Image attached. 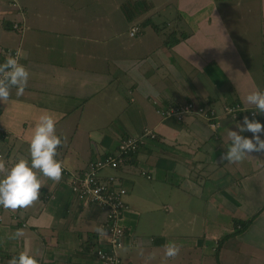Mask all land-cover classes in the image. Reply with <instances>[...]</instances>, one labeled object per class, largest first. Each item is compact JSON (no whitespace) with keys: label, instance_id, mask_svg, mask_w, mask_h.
Masks as SVG:
<instances>
[{"label":"crops","instance_id":"0c3cea01","mask_svg":"<svg viewBox=\"0 0 264 264\" xmlns=\"http://www.w3.org/2000/svg\"><path fill=\"white\" fill-rule=\"evenodd\" d=\"M107 1L18 0L17 7L0 0V64L7 50H17L19 62L30 72L23 95L17 96L13 88L9 101L0 103V158L9 168L20 158L30 161L34 128L46 113L57 121L56 134L66 137L57 159L73 171L113 153L123 138L150 128L157 137L146 139L128 156L125 167L105 168L99 174L115 176L126 190L121 264H204L212 261L210 251L216 264H264V154L253 153L240 163L221 161L228 130H238L244 116L253 118L249 113L255 109L246 103V95L257 88L264 91V0H255L254 5L248 0L180 3L171 24L166 22L168 27L155 25L150 13L169 6L152 1L137 12L138 20H128L129 31L137 25L136 34L144 37L150 27L161 39L142 53L128 51L129 43H116L120 34L111 13L124 14L120 7L124 0H115L116 5ZM164 27L170 29L169 35ZM189 101L213 106L219 127L212 129L196 115L176 121L158 112ZM232 104L247 110L237 117L224 114L223 106ZM255 119L264 124V114ZM83 125H88L85 131ZM242 135L252 137L250 132ZM142 171L151 175L147 179L158 197L193 200L192 211L187 209L183 219L190 228L197 221L196 232L200 227L204 232L192 244L184 238L195 235L192 230H164L171 225L166 219V226L157 229L138 226L139 208L145 212L146 206H159L154 198L131 191L138 188L136 177ZM41 179L40 198L33 205L14 212L0 206V251L18 254L27 246L40 264L95 263L84 253L83 243L87 238L103 240L104 233L97 232L101 223L89 229L84 222L96 218L100 208L82 209L74 194L78 202L73 198L69 205L71 191L63 174L59 182L42 174ZM173 202L178 203L175 197ZM161 204L165 211L172 210L169 201ZM238 210L245 218L257 216L243 233L231 234V228L240 229L233 224L241 216H236ZM17 229L23 236L13 241L10 237ZM222 231L229 233L225 239L230 243L220 242ZM169 242L181 246L175 258L165 255ZM0 264L8 262L0 258Z\"/></svg>","mask_w":264,"mask_h":264},{"label":"clouds","instance_id":"9594fccd","mask_svg":"<svg viewBox=\"0 0 264 264\" xmlns=\"http://www.w3.org/2000/svg\"><path fill=\"white\" fill-rule=\"evenodd\" d=\"M135 31L133 29L130 36H134ZM19 56L17 51L15 56L9 55L0 64V103L9 101L13 88L16 89V95L21 96L28 86L30 72L19 62ZM245 101L254 106L253 118L244 116L242 123L236 125L238 130H228L229 143L221 161L240 163L253 153L264 154V139L261 138L264 124L255 119L256 115L264 114V91L258 88L250 91ZM56 124L57 121L51 114L46 113L39 117L30 141V161L20 158L9 168L3 158H0V206L4 209L14 212L33 205L40 198L43 186L41 174L54 182L62 179L64 165L57 159V149L62 146L66 137L62 139L56 134ZM244 132L252 133V137H245L242 135ZM101 231L102 229H97V232ZM22 236L23 230L17 229L10 239H19ZM164 247L168 258H175L180 253L181 246L175 242H169ZM8 264H40V261L26 246Z\"/></svg>","mask_w":264,"mask_h":264},{"label":"built area","instance_id":"2783aa9c","mask_svg":"<svg viewBox=\"0 0 264 264\" xmlns=\"http://www.w3.org/2000/svg\"><path fill=\"white\" fill-rule=\"evenodd\" d=\"M14 26L17 27V24ZM133 29L136 30V34L139 27L132 26L129 35ZM16 53L17 50H7L6 58L9 55L15 56ZM222 111L224 114L237 117L239 112L245 111V108L239 104L224 105ZM158 112L164 118L176 121H182L185 115H196L206 119L212 127L216 126L219 118L213 106L201 105V103L193 101L178 106L160 108ZM253 112L251 111L249 115L253 116ZM2 132L3 128L0 127V136H2ZM156 137L155 131L144 128L138 134L123 138L113 153L105 154L98 160L89 161L86 167L81 170L73 171L64 166L62 174L68 178L71 193L81 201L83 206L94 204L104 211V221L101 224L104 233L103 240H100L102 238L91 239V247L88 248V252L96 260L93 264H121L119 252L123 247L124 238L122 217L128 208L124 200L126 190L122 187V182L115 176L100 177V171L105 168L125 167L129 155L135 153L146 139L153 140ZM141 174L146 178H151V175L144 171Z\"/></svg>","mask_w":264,"mask_h":264},{"label":"rangeland","instance_id":"374dc122","mask_svg":"<svg viewBox=\"0 0 264 264\" xmlns=\"http://www.w3.org/2000/svg\"><path fill=\"white\" fill-rule=\"evenodd\" d=\"M119 1L120 0H116V3H118ZM137 1H140L139 3L141 5L144 4V6L146 7L148 4L152 3V1H155V0H124V1H122L120 3L121 11L124 13V11H123L124 9L123 8H124L125 5H127L129 3V11L131 12L135 8L134 2L136 3ZM157 1H159L160 3L164 2L162 4L164 6H167V5L169 6V7H165L166 9L161 10V13H154V14L150 13L153 23L155 25L161 24L162 27L163 26H167L166 22H168V24L170 22H172V20L174 18V13H175L174 10L176 9V6H178L180 3H181V6L188 5V4L191 3V0H167V1L166 0H156V2ZM248 1L251 2L252 5L255 4V0H248ZM114 2H115V0H108L107 4L108 5H114V4L116 5V3H114ZM8 4L10 6H17V7L19 6L18 0H8ZM217 5H218V7L222 8L224 10L225 9L226 10H231L232 9L230 7H225L226 5H224L222 3H217ZM159 14H161L162 17H159ZM111 15H112L113 21L115 23L114 29L117 30L118 33L120 34V38H119V40L116 43H118L120 41H123L125 43L131 44V46H129L128 51H132L133 53H142L144 51H151V50H148V48L158 45L159 41H161L159 36H157L156 33L153 32V29H151L150 27H148L149 30L147 31V34L144 35V37L138 36L137 35L138 33L135 36H129L128 33H129V23L130 22L128 21V19L125 18L126 17V16H124L125 14H122L120 16V15H117V12H112ZM130 16H131L132 19L129 17V20H133V21H136L139 18L138 14L137 15H130ZM167 27H164L163 32L167 31V33L169 35L170 29H167ZM126 41H128V42H126ZM254 43H255V41L246 42L245 47L249 46L250 44H254ZM113 110L116 111L114 108H113ZM112 114H114V112ZM201 118H203V117H201ZM87 123H89V120L87 121ZM92 125L93 124H90V127H89L88 131L92 129ZM94 125L96 126L97 124H94ZM208 125L214 130H215V128L217 129L219 127L218 123L216 124L215 127H212V125L210 123ZM87 126L88 125H83V130L84 131L86 130L85 128ZM82 135L84 136L85 132L82 131ZM63 145H64V143H63ZM136 180L138 181L139 186H138V188H134V189L131 188V191L133 193L141 196L142 198H145V199L154 198L155 201L157 203H159V206L156 209L151 207V206L144 207V208H146L145 212L143 211V209L142 210L140 208L138 209V212H139V215H140V217L138 219V226L142 225L143 228H145V229L153 230V229L159 228V226H166L165 223H164V219H166V223L171 222V225H169L168 227L166 226V228L164 230H167L168 228H170V229L174 230L172 232H177V233L179 232L180 233V231H182L183 229L185 230V232L190 229V230L193 231L192 233H195V235H191V236L190 235H186L184 237L185 240H186V243H189V244H192V242L196 241L198 239V237H199L197 235H200V234H202V232H204V229H202L201 227H200V230H199L200 232H196L197 231V227H198L197 226V224H198L197 221H196V225L194 223L193 227L190 228V223H189L188 219H183V217H185L184 215L189 214L187 212V209H190L192 211V208L194 207L193 204H192L193 200H189V201L185 202L184 201V197L174 196L177 199V201H178L177 205L174 206V202H173L174 197H173V195H171L170 198H167L165 195H162L161 197H158L156 195V193H154L151 190V186H153L152 181H150L149 179H147L145 176H142V175H137ZM67 183H68V181H67ZM50 186H51V184L49 186H47L45 190H49ZM129 186H131V183H129ZM62 188H65L63 191H65L67 189V187L64 184L62 185ZM63 193L64 192H61V194H59V195H63ZM72 195H73V193L72 194L68 193V196H67L68 199H69V205H73V198L75 199V201L78 202V200L74 197V195H73V197H72ZM165 200L169 201L170 204L172 205V210L171 211H165L164 210L163 205L161 203L165 202ZM91 205H94V204H91ZM89 206H87V207H89ZM173 206H174V209H173ZM80 207L82 209L87 208V207H84V206H83L84 207L83 208L82 204L80 205ZM95 209H96L95 205L92 206V211L95 210ZM236 214H237L236 215L237 217L241 215L240 218H239V221L241 219L244 220L245 217H246V214H244L241 210L236 211ZM254 215H257V213L254 214ZM229 216H230V218H232L231 215H229ZM252 216L253 215H250L248 217L251 218ZM171 217H172V219L175 220V222L172 223V220H170ZM103 221H104V211L101 210V212L98 211V213L96 214V218L94 217L93 220H90V221H87V222L85 221L84 225H85V227H87L89 229H97L98 225L100 223L102 224ZM236 221H238V220H236ZM176 223H180V224L175 226ZM203 223H204V221H203ZM231 229L233 231L231 234H240L242 232V230H240V229H238L236 227L235 228H231ZM227 234H229V233H227L225 231H222L220 233V237H219L220 238V242H222L224 240L226 242L225 238H226ZM262 239L264 240V236L262 237ZM231 241L232 240H229L226 243H230ZM211 243H213V242L211 240H208V244H211ZM8 251H12V250H8ZM210 253L212 255V261H210V263L211 264L212 263L216 264L215 253H213L211 251H210ZM86 254H87L88 257L91 256L89 252H87ZM18 255H19V253L18 254H12V253H9V252L0 251V258L6 260V262H8L12 257L18 256ZM92 259H94V258H92ZM210 263H204V264H210Z\"/></svg>","mask_w":264,"mask_h":264},{"label":"trees","instance_id":"16d2710c","mask_svg":"<svg viewBox=\"0 0 264 264\" xmlns=\"http://www.w3.org/2000/svg\"><path fill=\"white\" fill-rule=\"evenodd\" d=\"M140 1H137L136 3L134 2V5H135V8H134V10H132L131 12L129 11V3L127 4V5H125L124 6V14H125V16H126V18L129 20V17L131 18V16L130 15H134V14H137V12H142V11H145L142 7H144V4L143 5H141L140 3H139ZM132 19V18H131ZM202 103H204V102H202ZM202 105V104H201ZM127 159H129V157H127ZM257 215H253L251 218L250 217H248V218H245L244 220H238L237 222L236 221H233V224H234V226L235 225H237V224H239L240 226V230H243L245 227H247L251 222H252V220L256 217ZM123 230H124V234H125V230H126V228L125 227H123ZM83 244H85L86 245V247L84 248V246L85 245H83V250H84V253H85V251H86V253L88 252V248L89 247H91V239H89V238H87L86 240H85V242L83 243ZM7 255V254H6ZM91 255V254H90Z\"/></svg>","mask_w":264,"mask_h":264}]
</instances>
